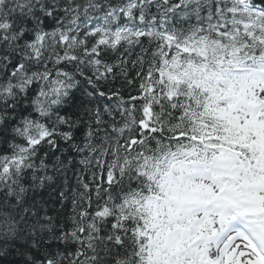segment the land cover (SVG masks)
<instances>
[{
  "label": "snow or ice",
  "instance_id": "snow-or-ice-1",
  "mask_svg": "<svg viewBox=\"0 0 264 264\" xmlns=\"http://www.w3.org/2000/svg\"><path fill=\"white\" fill-rule=\"evenodd\" d=\"M0 264H264V0H0Z\"/></svg>",
  "mask_w": 264,
  "mask_h": 264
}]
</instances>
